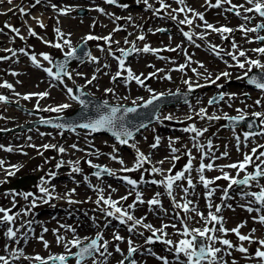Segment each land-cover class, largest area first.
Instances as JSON below:
<instances>
[{
	"label": "rangeland",
	"instance_id": "obj_1",
	"mask_svg": "<svg viewBox=\"0 0 264 264\" xmlns=\"http://www.w3.org/2000/svg\"><path fill=\"white\" fill-rule=\"evenodd\" d=\"M25 1H29V3L31 4L27 7L33 6L35 4V0ZM51 1L52 4L57 5L58 8H66L70 10L67 13L68 15H64L63 20L59 21L58 18H60V14L57 10H54L52 7L44 8L41 5H38L41 11L46 10L47 13L51 15L48 29H41V33L47 32V35L51 37L52 40H57L59 38L57 36V33L55 32V29L59 28L61 32L65 34L64 38L69 39L71 41L72 47L75 48L82 41H84L88 35H97L101 32L102 29L103 34L110 33L109 30H111V36L113 41V43L111 44V48L113 49L117 57L121 56V53L119 51H116V49H127L129 46H131V44L124 43L125 39L129 41L136 40L135 43L137 45L140 41L137 40L136 36L141 31H144L145 35H147L145 41H149L152 44H156V37L154 36L153 31L156 32V29H158V27H163L164 23L165 27L171 24L169 22L168 16L165 18V20L162 21V23H158V19L156 20V14H154V10H150L148 12L147 10H145V5V7L137 5V0H123L119 7L108 5L105 0H98L97 2L95 0ZM170 2L174 7L177 6L174 0H171ZM212 2L215 3V0H212ZM232 2L236 5H238L239 3L240 5L243 4L244 6L251 7V5L246 4V0H232ZM139 3L142 4V0ZM125 4L128 5V7L125 8L121 6ZM188 4L192 6L197 12H200V9L205 4V1L188 0ZM156 5L157 7H160L159 2H157ZM226 5L230 6L229 4ZM228 6L226 8L219 7L218 10L214 7L211 9L209 14V21L213 22L215 24V27H217L219 23H224V25L232 29H238L240 25H246L247 27L252 26L249 23L247 24L246 22H243L242 18L234 16L231 12L225 14V11ZM13 8H16V6L9 5L6 3L3 5L0 4V29H3V31L0 32V38L3 39L2 41H0V57H10L9 59L0 60V84H3L6 81L12 84L13 88H16L17 86L18 90L16 91L5 87H0V95L7 96L9 100H15L16 102L22 104L24 107L26 106L30 108L31 110L36 109L38 110V112L40 111L42 115H40L39 117L32 116L31 114L22 112L17 108L15 109L14 107L7 105L6 103L0 102V130L11 127H17L19 125H22L23 123L29 122L30 120L38 119L41 117L45 118L57 115H66L73 112L80 104L69 97L67 93V88H72V94L74 95V87L76 85L81 86L84 90H86L90 95L94 97H100L108 102L120 104H132L133 100H136L137 103H140L142 100H139V97H143V101L146 100L149 96H151V93L147 91V88H151L155 93H171V91H174L176 89L182 90L187 87V85L183 82V80H185L184 75H178V79H180V81L178 82L177 79L175 81L169 82L167 80L163 81L162 79L157 77L146 79V87H141L137 85L135 81H132L127 84L124 79L126 73L121 77L117 78L115 81H113L112 77L117 71L111 73V67L118 68V62L108 53L107 55H103L100 49L108 48V45L103 40H101L100 42H96L94 40H87L90 43L92 52L94 50L99 52V54L97 55L98 60L100 61L99 64L103 67L101 70L102 77L93 81V83L91 84H88L87 81L92 79V74L96 72L99 73L100 69L98 63L92 61H89V63H87L88 59L85 63L71 65L68 69V72L71 73L72 79H68V77H62L63 83L57 80H53L51 77H48V75L43 71L42 68H37L33 64L28 65L24 69V72L22 74H19L18 76L12 75L13 72L16 73V65L19 63L16 62V56H12L11 52L6 51V49L13 48V50H17L18 52L19 49H25V44L19 38V36H16L15 33L11 32L9 28L3 27L6 23L9 22L8 25H11L17 29L21 28L22 25L16 24V19L20 20L19 14H16V12H18V8L14 10ZM86 8L88 9L87 14L85 16L79 15L78 11L80 9ZM97 8H103L106 14H104L103 16L100 15L101 12L97 11ZM219 10H222V13H217ZM223 15H225V17ZM118 16L124 17L118 20L115 19V17ZM129 17H131L130 20L128 19ZM96 19H99V21L95 22ZM144 20L147 21L145 22L144 27L142 28ZM201 22L203 21L199 20V18L196 17L195 23L199 24ZM104 23H106V25H102ZM61 24L63 26H61ZM117 26H120V28L125 27L127 30L114 31L113 33L112 30H114ZM176 31L177 33L179 32L178 29ZM130 33L131 35H129ZM25 35L26 37L28 36V31L25 33ZM240 35L242 38H244L243 43L245 45L242 50H244L245 47L251 49L250 46L252 45H254L255 47L264 46V43L263 45H259L255 41L256 33H254L251 37L253 42L249 45L247 43L249 35L247 34L248 36L244 37V34L242 32ZM160 38L169 40L173 37H171L170 34H164ZM33 40L34 37L31 36L30 45L26 47V51L29 53V55L32 54L31 46L32 44H34L32 42ZM115 41H118L119 44L115 43ZM11 43H13L14 46L10 48ZM60 43H62V40L60 41ZM237 43H240V39ZM158 45L162 44H160V42L158 41ZM183 48L184 46H181V49ZM68 51L69 49L67 46H64L63 49L52 47L49 52H47V54L50 55L52 60H54L57 56L67 53ZM104 52H106V50ZM136 54L137 56L132 57L131 59L125 58L126 66L130 67L135 74L139 75L143 73L144 77L148 76L147 71L152 69V67L150 66H152L153 63H156L157 69L158 61L155 57H150V60H143V55H140V52ZM18 55L24 54L18 53ZM247 56L248 58H251V55ZM258 57H260V54L258 55ZM202 58H209V55L205 51H202L197 48L193 66H198V63L203 61ZM239 59L243 61L245 58L239 57ZM261 62L264 63V56H261ZM105 64L109 65V67H104ZM235 64L236 62L232 63V69L246 71V69H240L239 67H236ZM220 65L221 67L217 66V69H221L220 71H222L223 68L229 70V68H226V65ZM209 69L210 67L208 65L204 68L199 67V70L197 72L199 73V75H197L196 78L191 81L193 87L194 83L196 82L200 83L201 85H205L207 82H209L206 79V77H208L209 75V72L207 71ZM53 71H55V69H53ZM30 72H35L37 74L33 76ZM80 72H84L87 75V78L80 76ZM164 74L165 72L163 73V75ZM144 77L141 78L143 79ZM229 78H231V76L226 79ZM29 79H33L35 80V83L37 81V84L43 85H41V87L37 86V84L31 86L24 84L23 86H20V82H28ZM241 81L242 83H233L230 85V87H228L229 89L224 93L235 95L232 97V99H229L228 95H225L224 99H226V101L219 106L210 105L208 103L209 97L212 95V93L218 92L219 90L212 89L210 91H207L204 90L202 87L199 88L197 92V97L189 105L185 106L179 111L178 108H175L177 110L166 109L165 111H163V113L159 117V122L154 125H151L145 131H141L138 136L131 139L128 143V147H124L116 140V138H113L108 134L95 135V133L91 132L90 130L88 131L79 128L75 131L67 132L58 128H47L37 126L32 128L31 130L27 129L23 131H17L14 134H8L6 136L0 137V145L4 146L3 148H0V161L4 162L3 167H0V207L12 208L13 213L22 212V210L28 208V205H25L23 203V194L33 193L34 196H36L40 194L39 188L41 186H53L57 183H63L59 187V191L67 195H73L75 198H77L78 206L77 208H71L72 210H69L70 205H61L58 208V214H60V217H63L64 225H70L75 228V235L77 236L81 234L80 237H78L84 240V243H88L90 239L94 238L98 232L102 233L103 236L107 232L103 231L102 227L93 228V222L90 220L89 217H87V215L83 214V211H86L90 214V217L95 218V220L98 216H105L100 212H96L97 209L106 207L103 204L98 206L95 203L100 194L103 193V195L107 198L109 197V195L106 194V191H108V193H110L113 198L116 197L120 199L121 197L127 196V199L122 201H125L126 206H128L131 205V201L135 199L136 196L134 193L138 190L145 191L144 195L146 196L147 200L156 197V194L160 193L158 197V199L160 200V204L152 206L153 212H149L147 206L144 209L145 211H140L137 215L141 217V219H150V223H155V220L158 219L162 222V226L168 225V227L165 228V231L168 233L167 238H169V236L171 235L174 236L173 238H171L174 243L178 242L179 239H184L185 237H183L180 233H182L183 231L182 221L183 218H185V213L181 212L180 209L174 207L173 198H175V202L181 204H183L185 200L193 202L197 201L196 197L198 196L199 192L188 193V195L184 199L177 200V196L182 192V189L190 188L187 183V179H182L180 181L174 182L172 192L174 189L175 192L171 197L167 196V189L165 183L159 185L158 183L153 184L151 181H165L168 175L174 176L177 172L184 170L185 165L189 161V157L187 156V150L189 148L188 145L191 140L197 139L200 140V142L203 144L202 150L200 149L199 151L200 155H202V152L208 153L210 150H214V152L217 153V148H220L223 152L226 151L227 153H230L232 150V157L234 161L239 162L243 160V156L245 153H251V149L255 147L254 144H251L250 149H248L244 153H238L237 151V141L235 137L240 136L241 141H244L243 134L244 132H246L244 127H238L236 128V130L233 131L231 129H227L225 127L224 122L225 116L240 115L237 109L242 110L244 115L249 116H252L253 112H264V92H257L254 89L249 88L246 81ZM242 86H245V88H243ZM38 87L44 88L41 92H48L49 95L44 98H40L39 96H32V98L29 100L23 99V96L25 94L32 93L31 90L36 89ZM109 88H111L113 91L106 93L105 89ZM16 92L20 95L17 96ZM11 96L16 97L11 98ZM257 99H260L262 101L261 105L259 106L255 104V101ZM37 103L39 104V109L37 108ZM61 104H69L70 107L63 110L62 112H49L43 110L49 107H56ZM201 108L206 109L207 116L216 115L221 117V119L208 120L206 117L203 118L204 120L201 119L200 115H198L199 110ZM170 114L173 117L171 120L164 119V117ZM189 117H191V119H189ZM262 119H264V117L259 118L260 123ZM199 121H201V124L196 125V128H210L207 132H204L202 136L193 139V137H195V133L185 132L183 129L191 125H195L196 123L198 124ZM260 126L261 129L259 131L264 129V125L260 124ZM81 131L83 132V134L79 135L78 133ZM156 137L160 138L159 146L156 148H152L151 145L155 143ZM170 140L175 141L172 146L179 149V151L175 154H173L170 150ZM209 140H211V148L208 147ZM100 141H106L107 144L97 143ZM213 141L215 142V144H213ZM258 141L264 144V135H257L251 137L250 142L255 143ZM12 142L15 144L13 145ZM45 144H55L58 146H62L67 150V152L64 154V157L68 162L72 161L73 163L70 164L71 169H63L65 171L61 173L64 176H62L61 173L56 171L57 164L55 162V158L58 151L52 148L45 150L42 147V145ZM73 144L77 145V148L71 147ZM31 145H35L36 147H32ZM132 145H135V147H133ZM8 147H11L13 151H6L5 149ZM114 148L116 149V151H114ZM137 149L139 150V152L143 153L146 157H148V160L150 162H145L143 166L136 171H122L123 168H131L134 166L133 161L136 159L135 156L137 154ZM193 150L194 149H192L191 152ZM29 151L31 152L29 154H26ZM259 151H264V149H259ZM184 153H186V155ZM36 154L39 155L35 156ZM173 155L178 156L179 159L174 160L172 158ZM112 156L117 157V159H112ZM64 157L61 156L60 159H63ZM60 159L58 158L56 159V161H59ZM120 159L124 161L123 164L119 163ZM89 160L92 162V164L107 167L111 170V172L115 174L97 177L96 175H94V168L88 164ZM253 160L255 163H259V161L255 159V157H253ZM77 161L79 162L78 166L81 169V175H79V172L76 173L72 171V168L76 166L75 162ZM158 161H163V165H161L160 167L162 170L160 172H153L155 176L151 177V172L149 170H152L153 167L157 168L158 166H156L155 164ZM146 164H148V166H146ZM11 166H16V168H12ZM252 167L253 165L248 166L247 171H251ZM262 167H264V165H262ZM169 169H171V172H169ZM8 170L13 171L14 175L8 176L6 174V171ZM223 172H227L230 176L233 177H235L237 174L236 169L223 170ZM49 173H56V177L53 178L49 175ZM242 174L245 173L241 172L240 175ZM25 175H33L34 177H36V180L33 181L31 185L24 186L22 189H16L11 186L12 183H15V181L19 177ZM219 175H222L220 169L215 172H212L210 176H207L206 179L214 180V183L210 184L207 188V192L214 189L212 196L207 199L206 197L202 198V206H194V210L190 213L193 217H195L193 221L195 228L202 229L205 226L204 221L201 219V217L196 216V213H202L204 211L205 214L206 201H210L211 204L214 206V213L215 206L222 205V211L220 213L226 218L224 222L225 224H228L229 222L231 224L235 221H238V223L242 224L246 223L248 224V226L243 227V233L253 235L254 238L258 235L264 236V224L255 222L253 220V217L257 216V214L255 212L252 213L246 211L244 207L241 206L243 204H246L248 199H251L250 197L247 199L242 198L240 195V193H242V190H236V193H232L229 199L222 201L224 189L228 188L229 181H226L224 179L215 180V177ZM85 177L88 178L87 181L84 179ZM123 177L134 179L138 183L135 187H133L132 185L127 184ZM142 177L143 180H141ZM42 179L44 183H42ZM143 182H146V185ZM89 185H91V187ZM260 186H264V180L259 181L258 184L256 182L251 184V187L246 188L248 189L246 192L257 191L259 190ZM200 188L203 189L201 191H205L203 183L200 185ZM73 189H75L74 193L71 192V190ZM100 189L103 190L102 193L98 191ZM148 195H150L151 198ZM13 200H15V204L17 202L15 208H13ZM227 205H231V208L227 207ZM52 208H54V204L42 205L31 209L29 213V215H31V219H29L33 221L31 225V230H29V228L25 226V228H23V230L18 233V239L21 240V244L16 247L17 242L11 241L10 249H14L16 247V249H22L25 256L27 255V253L33 254L34 256L38 254L43 258H47L49 255L53 254H66L64 245L58 244L56 242V238H54V243L49 244L47 249L44 247L43 243L38 239L40 235H43L45 240L46 238L50 240L52 238L50 235L55 236L53 230H55V228H58L54 226L55 224L53 225L47 220L44 223H39L36 219L39 214L40 216L46 215L44 216V218H51L52 213L50 209ZM76 209H78V211ZM93 209L96 210L89 212V210ZM162 209L164 210V212L161 211ZM24 217H28V215H21L16 220L15 226L18 227L22 221H26L25 219H22ZM72 224L75 225L73 226ZM172 225H175V227H172ZM7 227V224L0 225V255L5 256H9L7 254L8 252H5L4 249L5 245H7V237L4 235V232L6 231ZM43 228H47L48 231L43 232ZM169 229L171 231H169ZM253 229H255L254 233H252ZM24 231H31V234H35V236L31 237V235H29L28 237L24 234ZM113 231H110L108 233L112 235V240H110V238L106 239L110 242L112 246L110 250H113L112 255L107 257V264H119V261L123 259V255L125 256L127 253L125 252L127 250V246L123 241L113 240ZM59 235L64 236L66 240H70L73 238V233L67 231L64 228L63 230H61V233ZM145 235L151 236L152 234L150 231H148L145 233ZM218 235L219 237L229 239L231 242L235 241L234 237L231 235H224L220 232H217L216 236ZM108 236L109 235H107V237ZM86 237L88 239H84ZM188 238L190 239L191 237ZM141 241H145V239L142 238ZM116 243H119L120 248L123 250V255L121 253L115 252L114 244ZM144 244L145 243L142 242L141 247ZM250 245H252V243H250ZM215 246L225 249L224 251L219 253L218 256L222 257L223 261H225L226 264H233V262L234 264H261V262L254 257L255 250L260 247L259 244L253 246L254 251L248 252L247 254L239 253L238 257L236 253L234 254V256L232 255V253L231 255H228L227 252L231 251V249H226V246H223L219 243H216ZM75 250L76 248L71 249V251ZM164 255L168 256L169 254L165 253ZM171 257H173V255H171ZM234 258H236L237 260H234ZM96 259L97 261H100L102 258L97 255ZM12 262H14L12 264H16V262L17 264H24V259L20 257L19 261H16L15 259L12 260ZM155 262H157L158 264H162L158 261ZM69 263L75 264V262L71 263V260ZM83 263L92 264V258H89V260H85ZM32 264H39V262L32 260ZM139 264H142L141 258L139 259Z\"/></svg>",
	"mask_w": 264,
	"mask_h": 264
},
{
	"label": "snow or ice",
	"instance_id": "obj_2",
	"mask_svg": "<svg viewBox=\"0 0 264 264\" xmlns=\"http://www.w3.org/2000/svg\"><path fill=\"white\" fill-rule=\"evenodd\" d=\"M12 2H13V0H7L8 4H12ZM105 2L107 4H110V5H116L117 4V0H105ZM137 2H141V0H137ZM158 2L160 4V8L155 9L154 14H159V12L161 10H166V9L171 7V5L165 3V0H158ZM40 3H41V0H35V4H40ZM142 3L148 9H151L153 7L152 4L149 3V0H142ZM176 3L184 5L185 0H176ZM222 3L229 4L230 7L227 8L226 11L233 12L238 17L242 15V13L240 11V9L242 8L245 13H255L259 17L264 18V0H246V4L251 5V7H245L243 4L242 5L233 4L232 0H215V3H212V0H205V4L208 7H220ZM35 4L33 5V7L35 6ZM121 6L125 7V8L128 7V5H126V4L121 5ZM51 7L54 10H57L62 15H67L68 11L70 10V9H66V8H63V9L58 8V6L55 4H52ZM17 10L22 15H28L29 14L25 11V8L23 6H18ZM96 10L101 12L102 14L105 13V10L103 8H97ZM177 12H179V13H185V12L192 13L193 17H198L199 20L204 21L203 27H205L206 29H210L212 32L224 34V33H232L234 31V29L229 28L227 26L215 27L213 24L208 23L205 20L203 13L197 12L195 9H193L191 7H187V6L180 7L178 9H173L172 12L168 13L169 18H171L172 20H177L176 15L173 14V13H177ZM109 15H112V14H109ZM243 18L249 22L252 20V17L247 16V15H245ZM115 19L118 20L120 18L115 17ZM128 19L130 20L131 17H129ZM178 23L179 24H187V25L191 26L193 23V19L189 18L188 16H185L184 19L179 20ZM38 24L41 28L44 27V24L42 22L38 21ZM4 27L9 28V30L11 32L15 33L16 36H19V38L21 40L24 39V37L20 34L19 29L15 28L11 25H8V24H5ZM120 30H122L120 28V26H117L113 31H120ZM235 30L241 31L246 36L248 33H257L261 30H264V20H262L261 23L255 24V26H253V27H246L245 25H240L238 27V29H235ZM2 31H3V29H0V32H2ZM157 31H165V30L164 29H157ZM55 32L57 33L58 38L60 40H62V43L57 42V43L52 44L49 41H44V42L49 43L50 46L58 48V49H63L64 46H67L69 51L65 54L66 57L75 58L77 50H76V48L72 47L71 41L69 39L64 38L65 34L63 32H61V30L59 28H56ZM28 34L30 36H33V37L37 36V33L31 27L28 28ZM182 34L188 41L194 43L193 36L195 35V33L182 30ZM129 35H131V33ZM200 38L201 39L204 38V33L200 34ZM223 38L227 39V37H223ZM40 39H42V38H40ZM85 40H88V41H90V40H103L108 45V48H107L108 54L110 56H112L114 59H116L118 62V70L115 73V75L112 77L113 81H115L117 78L121 77L122 75H124L126 73V76H124L126 83L135 81V83L137 85H139L141 87H146V85H145L146 79L153 78L156 76L157 72L163 71L162 69H157L156 72L149 73L148 76L144 77L143 73L137 75L132 71V69L130 67L126 66L125 58L130 56L133 52L157 54L159 51H161V49L152 48L147 43H145L142 48H138L135 41H129V40L125 39V41H124L125 44H131V50H128L125 48H118V49H116V51H119L121 53V56L117 57L115 55V52L111 48V44L113 43L111 34H109L108 36H103V37L88 35L85 38ZM137 40L144 41L145 36L143 34H141V35L137 36ZM255 41L264 42V35H257L255 37ZM249 42L251 43L253 41L249 40ZM115 43L119 44L118 41H115ZM198 46L199 45H197V47ZM212 48H213V50H216L218 48V46L212 45ZM232 48L238 49V45L234 41L232 43ZM100 50L104 51L105 49L101 48ZM164 50L175 51L176 49L168 48V49H164ZM6 51L11 52L12 56L17 55V50L6 49ZM19 51L22 52L24 55L29 56L31 63L34 66H36L37 68H42L43 71L48 75V77H51L53 80H57V81H60L61 83H63L62 76H67L68 79H72L71 73L68 72L67 67H66L67 60H65L63 62L55 63L54 67L56 68V71H53V67H43V65L37 59L36 54L33 53V54L29 55V53L27 51H25L24 49H19ZM251 51L258 53L261 56H264V46L251 49ZM226 54L231 56L232 60L236 62V64H235L236 67H239L240 69H246V71L244 72V76L243 77H237V79H243L244 77H247V83L249 85H254L256 89L260 90L261 92H264V75H261V76L251 75V76H249V73L252 72L253 68L264 70V63H262L260 59L248 58L247 53L243 50H239L238 54L235 52H228ZM40 55L42 56L44 61L48 62V64H50V65L53 64L52 58L47 53H41ZM216 55H218V56L220 55L219 51L216 52ZM239 57H244L245 59L243 61H241L239 59ZM9 58L10 57H0V60L9 59ZM89 58L92 62H95V63L99 62L97 57L91 56L90 54H89ZM159 58L163 59V57H159ZM190 59L191 58L189 57V60ZM232 66L233 65H229V67H232ZM104 67H109V65L105 64ZM150 67H154V66H150ZM184 67H185V65H180L179 69H177V70L183 71ZM200 67H203V64H201ZM193 71L196 72V69H193ZM12 75H17V73L13 72ZM78 75H79V73H78ZM197 75H199V73H197ZM229 76H230V73L227 71H224V72L220 73L219 75H217L214 80L211 78V74H209L208 77H206V79L210 83H216V81L220 80L221 77L228 78ZM141 77H144V78L142 79ZM165 78L171 79L170 76H166ZM95 79H96V76L94 75L91 80L87 81V83L91 84L92 80H95ZM184 83L188 86V89L190 91L193 89V84L189 80H185ZM202 86L203 85H199V84L195 85V87H202ZM0 87L13 89V85L6 82V81L3 84H0ZM218 87H223V85H218ZM112 91L113 90L111 88L105 89L106 93L112 92ZM147 91H149V93H151V97H150V99L144 101L143 106H145V107L153 104L154 101L160 99V97L164 95L163 93H155L151 88H147ZM67 93L72 100H79V102L82 105L87 107V103L84 100H82V99H80V97L72 94L73 93L72 88H67ZM16 95L19 96L20 94L16 93ZM48 95H49L48 92L28 93V94H25L23 96V99L29 100L32 98V96H39L40 98H44ZM225 95H228L229 99H232V97L235 94L220 93L219 99L223 100ZM138 99L143 101V97H139ZM0 102L8 103L9 98L7 96L0 95ZM216 102H217V99L215 97L208 101V103L210 105L213 103H216ZM261 103H262V101L260 99H257L255 101V104L258 106L261 105ZM132 104L136 105L137 101L133 100ZM69 107H70L69 104H61V105H58L56 107H49V108L43 109V110L49 111V112H62L63 110H65ZM37 108L39 109L38 103H37ZM101 108L106 109L107 111L100 113L97 119L89 120L88 122L81 123V124L57 123V124H54L53 127L58 128V129L67 128V129H70L72 131H75V129L77 127H79V128H83V129H88L91 132H98V131H101L103 129H106L107 131L112 133V135L116 138V140L121 145L128 144L129 139L133 138V132L131 129H129L124 124V120H125V117L128 113L136 112L137 107H135V106L123 107L121 105L111 106V105H109V103L107 101H104L102 104L97 105V111L99 112V110ZM122 108H123L124 114L120 115ZM237 111L240 113V115L235 116V117L225 116L224 118L229 119L233 122L243 121L246 118L243 111L240 109H237ZM198 115H200L201 119H203L205 117L208 120H219V119H221V117L216 116V115L207 116V111L205 108H201L199 110ZM252 117L256 118V119L264 117V112H253ZM172 118L173 117L171 116V114L164 117V119H168V120H171ZM157 119H159V117H157ZM189 119H191V117H189ZM42 122L43 123H51V121H49V120H44ZM261 125H264V119L261 120ZM140 127H145V125L141 124ZM248 127L252 128L253 125L249 124ZM183 130L185 132L195 133V137H193V139H195L196 137L202 136L204 132L208 131L207 128L198 129L195 127V125H191L189 127H186ZM257 135H264V129H262L259 132H254V131L244 132V134H243L244 141L247 142L251 137L257 136ZM235 139L237 141V149L239 150V145L241 143L240 136H236ZM159 143H160V138L156 137L155 143H153L151 145V147L156 148L159 146ZM174 143H175V141L170 140L169 147H170V150L173 154H175L176 152L179 151V149L172 146ZM31 146L36 147L35 145H31ZM132 146L135 147V145H132ZM245 146H246V144H245ZM3 147H4L3 145H0V148H3ZM42 147L45 150H47L49 148L56 149L61 154L66 151V149L64 147L58 146L55 144H45V145H42ZM71 147L76 148L77 145L73 144ZM194 147L200 148L202 150V146H200L198 144L194 145ZM208 147L209 148L212 147L211 140L208 141ZM259 149H264V144L258 145L257 147H253L251 149L250 154L245 153L242 161L232 163V164H228V165H224L220 168V170L222 172V176L215 177V180L224 179L226 181H229L228 188L224 189V196L222 197V201L230 198L228 196V189H231L234 185L235 186L251 187L252 182H256L258 184L259 178L264 177V167H262V165H264V159H261V158H264V151H259ZM5 150L9 151V152L13 151V149L11 147L6 148ZM114 151H116L115 148H114ZM187 155L189 156V161L185 165V168L183 171L177 172L174 176L168 175L166 177L165 181H161V182H157L155 180L151 181L153 184L165 183L167 193L170 197L172 196V189H173V184L175 181L187 179L188 185L190 187L193 186L192 179L190 178V176L186 177L185 173L191 171L192 159H194V157L191 156L190 151L187 153ZM202 155H206V154H204L202 152ZM227 155H228V153L226 151L221 154L222 157L227 156ZM253 157H255V159L257 161H259V163H255L253 160ZM111 158L114 160L117 159V157H115V156H112ZM172 158L174 160L179 159V157L175 156V155H173ZM218 158H220V157H213V159H218ZM145 162H150L148 160V157H146L143 153L139 152V150L137 149V156H136L134 166L132 168H123L122 171L129 172V171L139 170ZM63 163H64L63 161H61L60 163H57L56 168L57 169L60 168L63 165ZM68 163L72 164L73 162L69 161ZM75 163H76V166H74L72 168V171L78 173L81 171V169L78 166L79 162L77 161ZM119 163L123 164L124 161L122 159H120ZM159 163H163V161H160ZM3 164H4V162L0 161V167H3ZM88 164L93 168L99 169L97 172L94 173V175H96L97 177H100L102 172L108 173L109 175L115 174V173L111 172V170L107 169L106 167L101 168V166H99V165L92 164V162L90 160L88 161ZM250 165L254 166L253 172L247 171V168ZM11 167L16 168V166H11ZM213 167H214L213 163L204 164L203 162H201L199 165V168L197 169V171L200 173L199 180L203 183V185L206 189L209 187L210 184L214 183V180L206 179L205 176L203 175V173H204L205 169L212 170ZM224 167L236 169L237 170L236 176L233 177V176H230L229 173L223 172ZM151 171L155 173V172H160L161 170L153 167ZM169 172H171V169H169ZM241 172H244L245 175L242 178H239ZM6 174L8 176H11V175H14V172L8 170V171H6ZM49 175L54 178L56 173H49ZM84 179L87 181L88 178L85 177ZM123 179L126 181L127 184L132 185L133 187H135L138 183L136 180L128 178V177H123ZM141 180H143V177L141 178ZM42 183H44L43 179H42ZM89 186L91 187V185H89ZM183 190L185 193H187V191H188L187 188H185ZM39 191L43 195L41 197L33 198L32 201L30 202L28 208L22 210V212L13 213L12 208L0 207V225H3V224L8 225V227L6 228V231L4 232V235L7 237L8 240H10V241L14 240L17 243H19L18 233L21 232V229H23V228H25V226H27L29 228V230H31V225H32L33 221H31V220L22 221L18 227L15 226V222L21 215H25V216L29 215L31 209L37 207V199L42 200V202H44V203H48L50 199L54 198L52 196V193L50 192V190L47 187L41 186L39 188ZM98 191L102 193L103 190L100 189ZM213 191H214V189L207 192L206 195L208 198H210L212 196ZM71 192L74 193L75 189L71 190ZM33 195H34L33 193L23 194L24 199L26 201L28 200L29 197H32ZM159 195H160V193H157L156 197L147 201V204L150 207L154 206V205H159L160 204V200L158 199ZM240 195L242 198H245V199H247L249 197L251 198V199L247 200V203L245 205H241V206L245 207L246 210L249 212H253V211L257 212L258 215L253 217V220L255 222H259V223L264 224V214H261L262 211H264V186H260L259 191L242 192V193H240ZM120 199L126 200L127 196L121 197ZM136 201H138L140 203H144V201L141 199V193H139V192H136ZM68 202L69 203H76V201H72V200H69ZM95 203L98 206L101 204L106 206V207L101 209V211L104 213L105 217H113V218L119 220L120 224H128V222H132L128 226L129 232H132L134 229H136L137 226H142L143 228L150 230L152 232V236L147 237L145 240V243L146 244H153L157 241H160V242L166 244L167 246H169L167 250L169 252H173L175 254V259L178 262V264H205V262H206V264H226V262L223 261V258L218 256V254L221 253L222 251H224L225 249H222L220 247H216L215 246L216 243H219L223 246H226V249H235L236 251H239L240 253L247 254L248 248L244 247L242 243L239 246H236V245H233V243L229 239H225V238L218 237L215 235L216 232H220L224 235H227L229 231L235 233L238 240L241 242L248 241L249 243H252V242L258 243L260 245V247H258L255 250L254 257L257 258L261 262V264H264V239L254 241V237L252 235L241 234L240 228L243 227V224L238 225L236 228L231 229V230L226 229L223 226L224 218L222 216L217 215L218 213H220L222 211V205H216L215 206V213L212 211H209L207 217H204L203 213H199V212L196 213V215L200 216L201 219L204 221L205 226L202 229L201 228L189 229V227L186 223V220L182 221L183 222V231L180 234L185 238L180 239L178 242L174 243L173 240H171V239H163V237H166L168 235V233L164 231V229L167 228L168 225H163L160 229H154L151 224L143 223V219L135 218L134 215H132L127 209H124V208L118 206L119 201L112 200L111 196L106 198L103 194H100L98 196L97 200L95 201ZM173 203H174L175 208L182 209L184 213H188L189 211L194 210V209H190V205L192 204V201L185 200V202L183 204H181V203L175 202V198H173ZM253 204H257V205H259V207L253 208L251 206ZM15 206H16L15 200H13V208H15ZM134 207H135V204L128 205L129 209H132ZM212 207H213V205L209 201L208 208L211 209ZM227 207L231 208V205H227ZM187 218L190 219V217H187ZM93 223L96 224L95 218H93ZM109 223H110V221H107L105 223L104 227L107 228ZM208 224H212V227H208ZM216 224H219L220 227L217 228L215 226ZM96 226L99 227L98 224ZM172 227H175V225H172ZM60 228H64L67 231H70L73 233V238L70 240H66L64 236L58 234L59 229L53 230L54 233H57L56 242L58 244L64 245L65 250H66V254H53V255H49L47 258H43L37 254L36 256L30 258V257L24 256L22 249H13L10 256L0 255V264H10V260L19 259L21 256H24L25 259H33L35 261H38L39 264H49V262H52V264H67V261L70 258L75 259V264H83V262L88 258H92V264H107V257L111 256L112 253L108 251L109 241L104 239L102 233L98 232L96 234L95 238L90 239V242L85 244L84 240H82L81 238H79L78 236L75 235V228H73L72 226L61 224ZM47 231H48L47 228H43V232H47ZM254 232H255V229L252 230V233H254ZM157 233H159V235H157ZM140 234L143 235V233H140ZM188 237H191V238L189 239ZM38 239L43 243L44 247L47 249L49 246L48 241L44 240L43 235H40L38 237ZM84 239H88V238L86 237ZM198 239L203 240V243L202 244L197 243ZM113 240L123 241L124 237L120 236L117 233H114L113 234ZM101 241H102V243H101ZM127 243H128L127 256H125L124 259L120 260L119 264H125V260H130V264H137V261L135 259H130V258L133 256L134 253H136L138 251V249L133 246V241L131 240V238L128 239ZM72 248H76L77 251L73 253L71 251ZM5 251H8V245H5ZM146 251H148L149 254L155 255L154 253L151 252V249H147ZM115 252L121 253L123 255L119 244H117L115 246ZM227 254L231 255V252H227ZM97 255L102 258L100 261H97V259L95 258ZM181 255H183V257H185L184 260L180 259ZM156 258L159 260H162L163 264H170L169 260L166 257L156 256ZM233 264H234V262H233Z\"/></svg>",
	"mask_w": 264,
	"mask_h": 264
},
{
	"label": "bare ground",
	"instance_id": "obj_3",
	"mask_svg": "<svg viewBox=\"0 0 264 264\" xmlns=\"http://www.w3.org/2000/svg\"><path fill=\"white\" fill-rule=\"evenodd\" d=\"M44 1H46V0H41V3L44 2ZM5 3L8 4L7 3V0L6 1L0 0V4L1 5L5 4ZM11 5H16V8H13V10H14V9H17L18 6L25 7L26 5H29V2L28 1H25V0H13V2H12ZM25 11L27 13H30V11H32V10H25ZM60 15H62V14H60ZM118 17L119 18H122L123 16H118ZM48 18H50V15H48L46 11H41L40 8L38 7V4H36L33 7V11H32V13L29 16L25 15V16L22 17L21 20L16 19V24L22 25L21 28L19 29V31H20V34L24 37V39L22 41L25 44L24 45V48L25 49H26V47H28L30 45V42H31V37H26V35H25V33L28 31V28L31 27L36 33H38V29L40 28V26L38 24V21L42 22L44 24L45 28H46L48 26V25H46V22H47ZM104 25H106V23ZM123 29H124V27H123ZM109 31H110V33L103 34L102 33L103 32V29H102L101 32L98 33L96 36L97 37L108 36L109 34H111V30H109ZM112 32L114 33L113 30H112ZM139 35H141V34H138L137 36H139ZM137 36H136V38H137ZM40 38H42V39H40ZM0 40L2 41L3 39L0 38ZM44 41H49L52 44H54V43L60 42L61 40L60 39L51 40V38L48 35H46L45 37H43V36H37V37L35 36L34 37V40L32 41L34 44H32V46H31L32 47V54L33 53L36 54L37 55V59L40 61V63L43 66H46V65H50V64H48L47 61H44L43 58H42V56L40 54L41 53H47V52H49V50L52 48V46H50L49 43H45ZM95 41L98 42L99 40H95ZM13 46H14V44L11 43L10 48L13 47ZM105 50H106V52H104ZM105 50L102 51L103 55H107V48ZM19 53H21V52L19 51ZM97 53L98 52L95 50L94 53H93V56L97 57ZM16 62L19 63V64L16 65V73H17L16 76H18L19 74H22L24 72V69L28 65L32 64L31 61H30L29 56H22V55L21 56H16ZM100 69H102V67H100ZM117 70H118V68L111 67V73H113V72H115ZM30 73L33 76L37 74L35 72H30ZM82 74L85 75L84 72H82ZM94 75L96 76V79L95 80L100 79L102 77L97 72L94 73V74H92V77ZM33 76H31V77H33ZM37 83H38L37 81L35 83V80L29 79L28 82H26V81L25 82H20V86L21 85L23 86L24 84L31 86V85H35ZM41 85H43V84H37V86H39V87H41ZM39 87L36 88V89H32L31 91L33 93H41V91L44 88H39ZM17 88L18 87L16 86V89ZM209 128L210 127H208V129ZM217 139H218V137H217ZM198 141H199V143H195V140H191V142L188 145L189 146V149H195V148H197V147H194V145H197V144L198 145H201L200 144V140H198ZM100 142H101L100 144H107L106 141H103V142L100 141ZM245 144H246V146H245ZM253 144L255 145V147H257L258 145H261L260 142H255ZM242 145L244 146L243 148H242ZM248 147H249V143H247L245 141H243V142L241 141V143L239 145V151L240 152H242L244 150L246 151V149ZM218 150L220 151L219 154H215V153H212V152L211 153H206V155L203 156V158H202L201 161H203L204 164L213 163V165H214L213 169L214 170H216L219 167V165L216 162H218L220 164V167H222L224 165H228V164L235 163L234 161L233 162H230V160L233 159V157H232V151H231V153H228L227 156H223L222 157L221 154L224 153V152L221 149H218ZM30 152L31 151H29L27 154H29ZM184 154L186 155V153H184ZM38 155L39 154H36L35 156H38ZM60 156H61V153L57 152L56 158H55L56 164L57 163H60L61 161H63L64 163H63V165L60 168L57 169V171L64 172L65 170H63V169H65V168H69L70 169V165L68 163H65L64 160H61L59 162L56 161V159L57 158H60ZM136 156H137V154H136ZM191 156L194 157V159H192V169H191L190 172H187V174L188 175L196 174L199 177L200 173L196 170V167H197V165L198 166L200 165V161H199L200 160V156H199V154H198L197 151H192L191 152ZM213 157H220V158L213 159ZM135 160L133 161L134 164H135ZM159 162L160 161H158L156 163V166H158L159 169H161L160 167H161V165H163V163H159ZM224 168L228 169L227 167H224ZM214 170L205 169L203 175L204 176H207L206 175L207 172H209V171L210 172L211 171L214 172ZM201 183L202 182L200 180H198V182L195 183L194 187H196L198 184H201ZM62 184L63 183H58V184H55L53 186H50V185H44L43 186V187H47L50 190V192L52 193V196L54 197L53 199H50L48 203H44V202H42V200L37 199V207L38 206H42V205H47V204H54V208H52L50 210H51V213L54 214L55 217L52 218V219L48 217V219H47V218H44V216H46V215H44L41 219H42V221H46V220L47 221L48 220L49 221H53L56 225H59V226L63 223V219L58 217V215H59L58 214V212H59V210H58L59 206L65 205V204L70 205V207L77 205V198H75L73 195H67V194L61 193L59 191V187ZM204 189H205V191H201V190H203L202 188L199 191H197V192H199V194L197 196L198 202L196 201V202H194V204H197L198 206H200V205L202 206V201H203L202 198L207 197V195H206L207 194V189L206 188H204ZM233 190L234 189H231L230 191H228V195L229 196H230L231 193H233ZM172 194H173V192H172ZM187 194H188V191H187V193L184 192L182 194H179V196L180 197H185ZM42 195H43L42 193H40L39 195H36V196L33 195L32 197H29L27 201L24 199V196L22 195V197H23V203L25 205H28L29 206V204H30V202L32 201L33 198H35V197H41ZM69 200L76 201V203H69L68 202ZM112 200L118 201L119 199H117L116 197H114ZM16 204H17V202H16ZM205 210H206L205 213L208 214V212H209L208 209L205 208ZM202 213L204 214V211ZM87 215L90 216V214H88V213H87ZM30 217H31V215H28V217H24L22 219L30 220L31 219ZM187 217H190V219H188ZM43 218H44V220H43ZM185 218H186L185 220H186V223H187L189 229H192V220H193V218L191 217V215H188V214L185 216ZM92 219L93 218L90 217V220H92ZM238 225H241V223H238V221H235L234 223L230 224V226H229L230 227V230L236 228ZM243 226L246 227V226H248V224H244ZM242 229H243V227L240 228V233L242 232ZM59 231H60V229H59ZM231 233H233V232H231ZM54 235L55 236L50 235L53 239H50L49 240L47 238L46 240H48L50 243H54V238H56L57 233H54ZM261 239H264V236H259L258 235L257 237L254 238V241H258V240H261ZM7 241H8V239H7ZM241 243L243 244L244 247L248 248V250L253 249V246H255L256 244H258L256 242H252V245H250V243L248 241L247 242H245V241L244 242H241V241L238 240V245H240ZM11 252L12 251L8 252V255L9 256H10ZM11 262L12 261L10 260V264H11ZM156 264H158V263H156Z\"/></svg>",
	"mask_w": 264,
	"mask_h": 264
},
{
	"label": "water",
	"instance_id": "obj_4",
	"mask_svg": "<svg viewBox=\"0 0 264 264\" xmlns=\"http://www.w3.org/2000/svg\"><path fill=\"white\" fill-rule=\"evenodd\" d=\"M118 2V0H117ZM83 13H85L86 11H82ZM89 53V46L88 44L85 42L81 45V47H79L77 49V53H76V57L75 58H68L66 56H64L63 58L57 59V62H63L65 60H67V65L66 67L71 64V63H76L78 61H82L85 60L86 56ZM77 94L78 97H80V99L84 100L87 103V107H85L84 105H82V107L78 108V110L70 116L67 117H61V118H57L55 120H51V123H48L50 125H54L57 123H64V124H81V123H86L89 120H94L97 119L100 113L106 112V109L101 108L99 110V112L97 111V105L102 104L103 101L100 99H92L90 98L86 93H83L79 88H77ZM179 97L177 98H173V95L170 96H161L160 99L156 100L153 102V104L148 105V106H140V108H137V111L134 113H128L125 117L124 120V124L132 130L133 135L144 129L146 126H148L150 123L155 122L156 118H157V114L161 109V105L162 103H165L166 105L172 104L174 102V100H177ZM111 106H116L115 104L111 105ZM124 107V106H123ZM123 108L121 110L120 115H123ZM246 123L247 128L249 124H252L253 127L249 128L251 130H257L258 129V123L256 121V119H244L243 121H239V122H233L231 123V121L228 122V124L230 126H234V125H239L241 123ZM33 123H30L28 125H24L20 128H25L27 126H30ZM143 124L145 125V127H140V125ZM19 128V129H20ZM67 129V128H65ZM70 130V129H68ZM104 132H108L110 134H112L111 132L107 131L106 129H103L101 131H98L97 133H104ZM28 179L27 177L21 178L17 181L16 186L18 187H22L25 185V180ZM198 242L200 244H202V240L198 239Z\"/></svg>",
	"mask_w": 264,
	"mask_h": 264
}]
</instances>
